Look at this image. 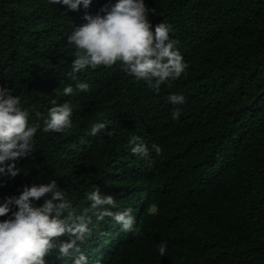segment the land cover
Here are the masks:
<instances>
[{
	"label": "trees",
	"instance_id": "16d2710c",
	"mask_svg": "<svg viewBox=\"0 0 264 264\" xmlns=\"http://www.w3.org/2000/svg\"><path fill=\"white\" fill-rule=\"evenodd\" d=\"M115 2L92 0L72 11L49 0H0V87L20 97L29 124L41 129L35 113L46 115L53 101L73 110L72 129H38L31 156L15 162L20 174L0 178V203L55 179L78 214L89 209L92 235L78 242L88 264H264V0H144L153 26L170 25L188 64L159 93L120 62L86 67L76 81L69 76L75 48L67 36L86 14ZM77 82L90 90L75 91ZM68 84L71 96L63 95ZM171 94L185 103L171 104ZM174 108L181 109L178 120ZM96 122L107 127L93 136ZM133 135L162 154L153 151L151 164L134 155ZM139 180L148 181L147 197L133 201ZM94 190L115 198L113 212L133 209V231L110 217L96 221L86 199ZM102 231L99 245L93 234ZM74 252L60 257L54 249L45 259L72 264Z\"/></svg>",
	"mask_w": 264,
	"mask_h": 264
},
{
	"label": "clouds",
	"instance_id": "9594fccd",
	"mask_svg": "<svg viewBox=\"0 0 264 264\" xmlns=\"http://www.w3.org/2000/svg\"><path fill=\"white\" fill-rule=\"evenodd\" d=\"M92 0H49L53 5H64L68 10L76 11L80 5L85 9ZM154 10L146 6L144 0H116L111 6L102 7L95 15L86 14V23L77 27L67 36V43L75 48L72 70L69 76L76 81L77 73L86 67L96 69L100 66L111 67L117 62L122 70L135 80H143L150 89L157 93L162 84L179 79L188 68V64L176 48L179 43L170 38L172 31L169 24L157 23L153 26L149 13ZM171 85L169 84V87ZM89 85L83 82L75 84V91L88 92ZM63 95L71 96L74 88L71 84L63 87ZM168 100L173 105H183L186 98L182 94H171ZM53 106L44 115L36 112L37 121L43 123L29 124V112L20 107V97L14 96L9 87H0V178H15L20 174L16 161L31 156L34 148V137L41 129L45 133H64L73 127L72 106L69 102ZM180 108H174L171 118L178 120ZM104 122L91 126V135L105 130ZM108 135H112L109 131ZM131 152L153 163L151 153L162 154L161 146L153 143L151 149L142 142L139 136L133 135L129 141ZM148 181L139 180L131 187V200L141 201L147 197ZM91 209L96 210V221L112 218L121 225L124 231H133L135 216L132 208L116 207L112 195H104L99 190L87 194ZM42 200L38 206L34 201ZM15 209V210H14ZM89 209L77 213L72 202L67 199L55 179L46 184L24 186L18 196L5 197L0 203V264H47L46 257L58 249L60 257H67L71 251L79 255L72 264H88L85 255L79 253L78 242L83 243L91 237L89 224L92 218L87 214ZM112 226H114L112 224ZM139 234V229H135ZM99 245H104L103 231L99 236ZM67 237V240H61ZM93 245H96L94 243ZM167 245H159V254H166ZM77 251V252H76ZM93 255L97 252L92 251ZM93 262V261H92ZM95 264H99L96 261Z\"/></svg>",
	"mask_w": 264,
	"mask_h": 264
}]
</instances>
